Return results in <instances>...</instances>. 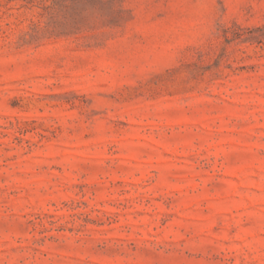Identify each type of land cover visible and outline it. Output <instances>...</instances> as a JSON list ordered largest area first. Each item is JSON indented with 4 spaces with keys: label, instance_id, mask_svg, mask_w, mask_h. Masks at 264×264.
<instances>
[{
    "label": "rangeland",
    "instance_id": "374dc122",
    "mask_svg": "<svg viewBox=\"0 0 264 264\" xmlns=\"http://www.w3.org/2000/svg\"><path fill=\"white\" fill-rule=\"evenodd\" d=\"M0 264H264V0H0Z\"/></svg>",
    "mask_w": 264,
    "mask_h": 264
},
{
    "label": "trees",
    "instance_id": "16d2710c",
    "mask_svg": "<svg viewBox=\"0 0 264 264\" xmlns=\"http://www.w3.org/2000/svg\"><path fill=\"white\" fill-rule=\"evenodd\" d=\"M261 31H263V30H261Z\"/></svg>",
    "mask_w": 264,
    "mask_h": 264
}]
</instances>
